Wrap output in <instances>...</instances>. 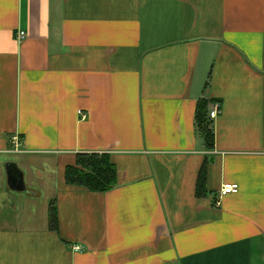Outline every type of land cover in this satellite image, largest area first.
Masks as SVG:
<instances>
[{"label":"crops","instance_id":"1","mask_svg":"<svg viewBox=\"0 0 264 264\" xmlns=\"http://www.w3.org/2000/svg\"><path fill=\"white\" fill-rule=\"evenodd\" d=\"M79 154L110 155L117 187L68 185ZM0 264H264V0H0Z\"/></svg>","mask_w":264,"mask_h":264},{"label":"trees","instance_id":"2","mask_svg":"<svg viewBox=\"0 0 264 264\" xmlns=\"http://www.w3.org/2000/svg\"><path fill=\"white\" fill-rule=\"evenodd\" d=\"M198 129L204 138L206 149L213 150L215 136L209 119V102L202 100L196 110ZM208 161L200 170L197 195L206 196ZM65 181L68 185L84 188L91 193H106L118 185L117 168L108 154H79L76 162L65 169ZM34 193V192H32ZM49 231L59 233V216L56 202L53 201L48 214Z\"/></svg>","mask_w":264,"mask_h":264},{"label":"built area","instance_id":"3","mask_svg":"<svg viewBox=\"0 0 264 264\" xmlns=\"http://www.w3.org/2000/svg\"><path fill=\"white\" fill-rule=\"evenodd\" d=\"M26 38V33L21 31L19 32L18 36H17V40L18 41H22ZM222 112V106L220 104H215L214 106L211 107L210 110V120L214 121L216 120ZM79 115L81 117L82 120H86L87 119V115L84 114L83 112H79ZM11 146H12V152L14 153H21V148H22V140L19 137V135H15L11 138ZM239 192V186L235 185V184H225L220 192H219V197L215 200V206L216 207H220L221 206V200L225 197L228 196L230 194H236ZM73 251L74 252H81L82 251V247L81 246H75L73 247Z\"/></svg>","mask_w":264,"mask_h":264},{"label":"water","instance_id":"4","mask_svg":"<svg viewBox=\"0 0 264 264\" xmlns=\"http://www.w3.org/2000/svg\"><path fill=\"white\" fill-rule=\"evenodd\" d=\"M8 182L11 189L15 192H27L24 175L16 164H9L7 166Z\"/></svg>","mask_w":264,"mask_h":264},{"label":"rangeland","instance_id":"5","mask_svg":"<svg viewBox=\"0 0 264 264\" xmlns=\"http://www.w3.org/2000/svg\"><path fill=\"white\" fill-rule=\"evenodd\" d=\"M50 169V166H47L45 168V170ZM51 170V169H50ZM55 171V168H52V173ZM34 172L35 169L27 167V173H28V181L32 182L31 187L37 189L38 191H43L44 194H48L51 190H53V177H50V179L47 180V182L45 181V183L43 184V182L40 179H37L34 176ZM56 177V175H54V178ZM51 182H52V187H51Z\"/></svg>","mask_w":264,"mask_h":264}]
</instances>
